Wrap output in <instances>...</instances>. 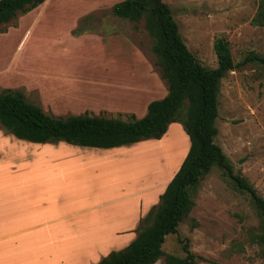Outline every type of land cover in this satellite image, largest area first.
Segmentation results:
<instances>
[{"label": "rangeland", "instance_id": "1", "mask_svg": "<svg viewBox=\"0 0 264 264\" xmlns=\"http://www.w3.org/2000/svg\"><path fill=\"white\" fill-rule=\"evenodd\" d=\"M119 1L48 0L1 24L0 82L21 91L27 101L57 118L86 113L123 120L143 117L146 109L140 111L141 103L162 97L158 82H166L156 65L143 20L133 22L112 14L111 4ZM163 1L170 5L186 45L202 65L216 66L213 42L218 36L229 41L234 62L241 61L249 52L264 55V26L251 23L259 0ZM86 15L97 16L90 21ZM143 55L152 71L146 61H141ZM154 74L158 76L157 82ZM52 77V87L44 84ZM63 78L68 85L61 88L55 80ZM103 79L116 80L121 95L132 96L121 90L129 84L131 91L137 90L141 96L135 98V104L125 98L118 110H94L95 103L103 104L104 100L119 96L107 90L98 93L104 87L98 86ZM32 85H36L38 92L27 91L26 87ZM148 88L152 91L148 92ZM174 122L181 130L174 135L176 131L171 129L162 140L148 138L140 140L145 142L140 145L83 150L88 152L87 156L98 157H115L125 151L129 159L127 171L122 175L120 166L111 171L122 175L118 183L126 180L128 174L139 177L143 169L151 173L157 170L158 182L170 179L171 170L178 168L189 142L181 122ZM215 124V142L230 160L234 172L244 176L264 197V64L246 63L221 79ZM2 129L6 130L3 125ZM192 197L195 204L189 217L179 223L175 234L165 238V252L183 257V245L187 243L189 250L201 257L196 264H264L258 247L248 240V230L259 221L249 194L240 191L222 169L214 166L201 179ZM154 264H164L163 257Z\"/></svg>", "mask_w": 264, "mask_h": 264}, {"label": "trees", "instance_id": "2", "mask_svg": "<svg viewBox=\"0 0 264 264\" xmlns=\"http://www.w3.org/2000/svg\"><path fill=\"white\" fill-rule=\"evenodd\" d=\"M44 1L0 0V25ZM111 12L133 22L143 20L156 65L167 84L166 95L152 100L141 118L123 120L91 113L57 118L27 101L21 91L4 88L0 91V123L17 138L32 142L64 141L82 147L111 148L158 139L171 122H181L189 148L178 170L158 203L140 222L136 238L96 264H154L161 257L164 264H196L201 257L191 252L187 243L183 245V257L165 252L162 245L166 236L175 234L179 223L189 217L195 204L192 192L214 166L222 169L240 191L249 194L259 221L248 230V240L264 259V197L244 176L234 172L215 142L221 79L246 63L264 64V55L249 52L234 62L229 41L218 36L213 42L217 64L209 68L189 50L170 5L163 0H121L112 5ZM251 23L264 26V0H259Z\"/></svg>", "mask_w": 264, "mask_h": 264}, {"label": "crops", "instance_id": "3", "mask_svg": "<svg viewBox=\"0 0 264 264\" xmlns=\"http://www.w3.org/2000/svg\"><path fill=\"white\" fill-rule=\"evenodd\" d=\"M96 16L87 19L91 21ZM142 59L152 71L149 60L144 55ZM154 77L157 82V74ZM52 79L48 78L44 84L52 87ZM115 81L101 80L98 86L104 87L98 93L107 90L119 96L104 100L103 104L95 103L94 110L104 107L118 110L125 98L135 104V98L141 96L137 90L131 91L129 84L121 90L132 96L121 95ZM159 81V92L164 97L167 84ZM55 83L61 88L68 85L64 78ZM0 85L11 86L4 82ZM35 86L26 87L27 91H37ZM150 102H142L140 111H147ZM171 129L176 131L174 135L181 130L175 122L170 123L161 140ZM84 148L92 149L64 141L38 143L20 139L0 125V264H96L111 251L124 248L136 238L140 221L158 203L181 164L179 159L188 152L187 149L185 154L184 147L170 179L158 182L157 170L151 173L143 169L139 177L128 174L126 180L118 183L127 171L129 159L125 151L115 157H98L85 155L88 152ZM116 166L122 167V175L111 173Z\"/></svg>", "mask_w": 264, "mask_h": 264}]
</instances>
